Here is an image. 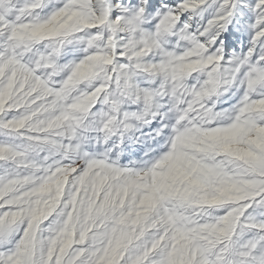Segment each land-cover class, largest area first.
Listing matches in <instances>:
<instances>
[{
	"label": "snow or ice",
	"instance_id": "snow-or-ice-1",
	"mask_svg": "<svg viewBox=\"0 0 264 264\" xmlns=\"http://www.w3.org/2000/svg\"><path fill=\"white\" fill-rule=\"evenodd\" d=\"M0 264H264V0H0Z\"/></svg>",
	"mask_w": 264,
	"mask_h": 264
}]
</instances>
